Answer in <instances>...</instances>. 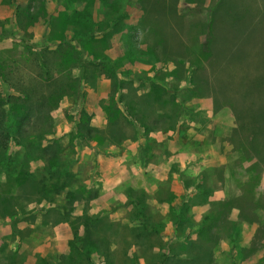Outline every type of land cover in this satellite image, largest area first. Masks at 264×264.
Wrapping results in <instances>:
<instances>
[{
	"label": "rangeland",
	"instance_id": "1",
	"mask_svg": "<svg viewBox=\"0 0 264 264\" xmlns=\"http://www.w3.org/2000/svg\"><path fill=\"white\" fill-rule=\"evenodd\" d=\"M0 115V264H264V0H0Z\"/></svg>",
	"mask_w": 264,
	"mask_h": 264
},
{
	"label": "trees",
	"instance_id": "2",
	"mask_svg": "<svg viewBox=\"0 0 264 264\" xmlns=\"http://www.w3.org/2000/svg\"><path fill=\"white\" fill-rule=\"evenodd\" d=\"M6 93H8V92H6ZM10 96L11 95H9V94L7 96H5V104H7L8 107L10 106V104H9ZM21 97L27 99V96L25 97V96L21 95ZM32 114L33 113L31 111H30V113L28 112V115L26 114V111L24 113H22V115L19 117V121H20L18 123L19 128H21V126L24 125L25 121L32 119V117H30ZM0 118H2V120L0 121V126L2 124L6 126V123H8L10 121L9 118L4 120V116L2 117V115H0ZM12 127L7 126V127H5V129L4 128L0 129V137L5 136L4 134H6V133H7L6 135L9 136L11 133V129H13ZM19 128L17 129V132H18Z\"/></svg>",
	"mask_w": 264,
	"mask_h": 264
}]
</instances>
